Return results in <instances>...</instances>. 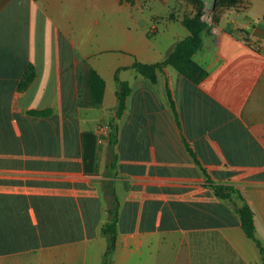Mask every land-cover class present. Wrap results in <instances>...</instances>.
I'll use <instances>...</instances> for the list:
<instances>
[{
  "label": "crops",
  "instance_id": "crops-1",
  "mask_svg": "<svg viewBox=\"0 0 264 264\" xmlns=\"http://www.w3.org/2000/svg\"><path fill=\"white\" fill-rule=\"evenodd\" d=\"M131 5L0 0V264L101 263L108 209L102 128L113 117L118 69L130 94L116 120L109 264H261L232 205L242 202L219 199L206 184L167 92L211 180L235 188L251 207L264 248V0H247L241 15L225 10L203 35L193 61L208 77L199 85L170 67L154 84L130 68L160 62L188 36L179 26L166 44L139 45V19L125 14ZM112 23L125 42L101 36ZM28 65L35 78L19 92ZM44 110L50 115L28 114Z\"/></svg>",
  "mask_w": 264,
  "mask_h": 264
},
{
  "label": "trees",
  "instance_id": "trees-1",
  "mask_svg": "<svg viewBox=\"0 0 264 264\" xmlns=\"http://www.w3.org/2000/svg\"><path fill=\"white\" fill-rule=\"evenodd\" d=\"M197 7V14L192 17H184L181 21L182 26L187 30L188 36L175 43L171 51L165 56L163 60L155 64H143L135 61L130 67L138 75L142 76L144 79L148 80L150 83L154 84L157 80V74L164 67L172 68L177 74L182 76L184 79L189 81L194 85H199L207 77L208 72L196 64L193 61V56L197 54L202 49L203 35L207 31L206 24L200 21L201 11L200 8L203 6L200 0H189ZM218 1V0H217ZM227 5H234L238 0H227ZM264 19V17H263ZM121 69H118L114 74V84H115V106L112 108V120L108 123L106 141V161L105 168L102 174L104 180L102 181L103 194L107 200V222L101 229V234L106 241V248L103 253L100 264H109L110 257L115 249L116 241V224H117V211H118V201L115 195L114 183L117 178L116 164L117 155L115 153L114 147L117 143V124L116 120L121 117L125 110V102L130 94V88L126 82L120 81L118 78V73ZM35 78V71L31 65H28L24 71L22 79L18 86V91L22 92L28 88V86L33 82ZM169 98V104L174 116V121L176 127L181 135L182 143L193 160L194 164L202 172L206 184L212 189L215 197L228 200L232 203V197H235L240 202H242L240 207H237L232 203L234 210L239 216L240 225L245 236L254 242L256 248L258 249L259 256L261 259V264H264V248L260 242L255 238V228L253 223L254 213L251 207L246 203L245 198L232 186L215 184L206 170L199 163L191 145L185 140L181 133V125L178 119V115L175 109V105L170 97L169 92H167ZM50 110L44 111H30L29 115L43 117L49 116Z\"/></svg>",
  "mask_w": 264,
  "mask_h": 264
},
{
  "label": "rangeland",
  "instance_id": "rangeland-1",
  "mask_svg": "<svg viewBox=\"0 0 264 264\" xmlns=\"http://www.w3.org/2000/svg\"><path fill=\"white\" fill-rule=\"evenodd\" d=\"M122 2L132 4L126 9L125 14L136 16L139 19V30L137 41L139 45L142 43L154 45L166 44L170 32H178L179 26L183 27L181 21L184 17H192L197 14V7L189 0H121ZM200 8L201 16L200 21L206 24L207 31L204 35L208 34L215 28L218 18L225 10H232L241 15V10L246 7L247 0H238L236 4L227 5V0H216L213 8L206 7L202 2ZM234 14V13H233ZM114 23L104 25V33L101 36L108 43L119 44L125 42V38L120 34L121 32L113 27ZM186 30V29H185ZM237 34H242L243 30H235ZM247 40V37L245 36ZM102 41L104 39H101ZM100 45V44H99ZM113 47L107 45L106 51L112 50ZM92 57V56H91ZM194 60V59H193ZM94 62V61H92ZM108 70L109 66H103ZM238 200V199H237Z\"/></svg>",
  "mask_w": 264,
  "mask_h": 264
},
{
  "label": "water",
  "instance_id": "water-1",
  "mask_svg": "<svg viewBox=\"0 0 264 264\" xmlns=\"http://www.w3.org/2000/svg\"><path fill=\"white\" fill-rule=\"evenodd\" d=\"M206 4L207 9L213 8L216 0H201Z\"/></svg>",
  "mask_w": 264,
  "mask_h": 264
},
{
  "label": "built area",
  "instance_id": "built-area-1",
  "mask_svg": "<svg viewBox=\"0 0 264 264\" xmlns=\"http://www.w3.org/2000/svg\"><path fill=\"white\" fill-rule=\"evenodd\" d=\"M102 129H103V131H105V132L107 131V127H103Z\"/></svg>",
  "mask_w": 264,
  "mask_h": 264
}]
</instances>
